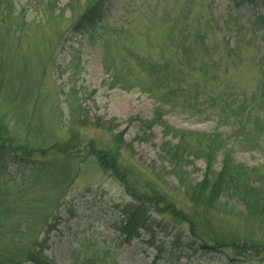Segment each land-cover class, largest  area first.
I'll return each instance as SVG.
<instances>
[{"label":"trees","instance_id":"trees-1","mask_svg":"<svg viewBox=\"0 0 264 264\" xmlns=\"http://www.w3.org/2000/svg\"><path fill=\"white\" fill-rule=\"evenodd\" d=\"M59 1L39 0L37 3L44 18L41 25L57 32L60 27H54V24L65 16L58 8ZM193 1L182 0L175 7L176 13L170 12L158 18L154 13L148 15L147 9L136 7L146 23L147 35L133 28L135 11L130 5H125L121 23L104 29L103 72L112 76L113 83L122 90L138 89L153 100L156 108L152 119L141 122L140 129L147 132L159 127L165 137L174 141V144L168 141L162 145L163 162L177 170L172 171L171 177L177 180V188L187 204L206 213L217 207L219 202L231 199L244 210L242 215L252 213L263 219L264 162L247 168L234 162L233 153L238 148L257 152L264 157V66L262 64L258 81L250 90L227 77V61L239 59L240 40H245L241 36L244 29L229 19L227 25L231 24L236 43L233 48L225 46L223 49L222 65L218 60H209L212 49L205 42L202 31L203 26L209 25L203 14L191 18ZM257 1L234 0L238 5ZM108 2L65 0L64 10L69 11V18L73 19L70 33L80 35L94 31ZM24 13V7L18 5V0H0V99L10 105L15 127L11 137H8L0 124V264H52L44 253L48 249L49 234L60 219L57 216L67 194L60 187L68 186L77 178L78 169L87 155L95 158L103 173L113 175L130 197L128 202L117 206L121 217L116 230L120 245L130 244L137 232L142 231L148 236V245L155 248L158 255L166 245L172 250L179 249L191 254L213 253L222 249L219 242L209 241L194 230L192 221H189L195 216L193 213L178 212L182 214L179 221L174 219L177 215L171 211L173 205L166 203L173 199L171 191L157 192L153 186H149L150 189L147 186L131 188L128 182L131 177H127L128 172L119 160L122 140L119 134L115 137L110 128L96 126L107 130L109 149H102V146L89 141L83 147L84 152H81L77 148L81 147L80 139L83 137L77 134L71 136L72 132L67 133V137H73L67 142L47 144V133L41 132L42 127L37 119L40 118L39 104L47 106L48 100L39 94V85L31 89L28 84L24 90H20L23 82L19 80L23 76L14 72L13 58L19 56V50L31 45L33 40L29 36H39V26L26 22ZM150 23L154 24L152 29L148 27ZM254 25L264 30V12L257 15ZM152 32L153 37L150 38ZM142 37L146 43L144 47H139L135 39ZM35 44L38 42L34 40ZM49 62V56H46L44 70L50 67ZM31 76L32 73L24 77L32 82ZM74 88L71 86L63 94L70 122L77 114L82 115L83 111ZM162 106L180 108L193 117L216 118L217 126L209 134L174 130L163 121ZM222 126L230 129L229 135L218 132ZM189 159L205 163L199 183L193 184L181 171ZM218 159V171H213ZM8 162L17 166L18 180L7 171ZM43 181L49 191H54L52 198L56 206L52 210L26 199L31 188ZM57 191H60L59 194H55ZM38 207L44 209L42 214H38L41 212ZM39 215H45L42 221L37 220ZM182 223L190 225L185 237L183 229H180ZM158 233L167 240L166 243L157 240ZM181 240L185 241V245L180 244ZM100 244L92 243L91 250L94 252L90 254L83 247L75 253L77 249L75 256L73 253L75 264H105L110 257L109 249H97ZM243 245L240 246L242 253H248L249 249Z\"/></svg>","mask_w":264,"mask_h":264},{"label":"rangeland","instance_id":"rangeland-1","mask_svg":"<svg viewBox=\"0 0 264 264\" xmlns=\"http://www.w3.org/2000/svg\"><path fill=\"white\" fill-rule=\"evenodd\" d=\"M38 1L18 0V5L24 7L26 22L39 26V36H29L33 40L31 45L19 50V56L13 58V62L14 72L20 77L23 76L22 80H19L23 82L21 88L18 86L19 89L24 90L28 84L31 89L34 86L36 89V85H39V94L48 100L47 106L39 104L40 118L37 119L38 125L42 127L41 132L47 133V144L56 141L67 142L73 138L71 136L77 134L84 138L80 139L82 144L77 148L81 152H84L83 147L89 141L102 146V149H109L107 130L98 129L99 126H96L110 128L113 135L117 137L119 134V139L122 140L123 148L119 152V160L128 172L127 177H131L128 181L131 188L153 186L157 192L171 191L173 199L166 203L173 205L171 211L177 215L174 219L179 221L182 214L178 212L193 213L195 216L189 221H192L194 230L205 239L222 245L218 252L206 251L196 254L179 249L172 250L166 245L158 255L155 248L148 245V236L142 231L137 232L130 244L120 245L116 230L121 217L117 206L128 202L130 197L113 175L103 173L95 158L87 155L84 164L78 169L77 178L68 186L60 187V190L67 191V194L57 216L60 219L49 234L48 249L44 253L47 260L52 264H75L74 256L80 247L90 254L94 252L92 243L100 242L101 246L97 245V249H109L110 257L105 264H264V217L262 219L252 213L242 215L244 210L231 199L219 202L217 207L214 206L206 213L187 204L177 188V180L171 177L172 171L177 170L163 162L162 145L168 141L174 144V141L165 137L159 127H153L147 132L140 129L141 122L152 119L156 108L153 100L138 89L122 90L113 83L112 76L103 72L101 61L104 29L121 23L125 5H130L135 11L133 28L142 30V34L147 35L146 23L141 18V12L136 11V7H143L148 10V15L154 13L158 18L170 12L176 13L175 7L182 0H109L96 29L80 35L71 34L69 31L73 19L69 18V11L64 10L65 0H60L58 5L60 11L65 13V16L54 24V27H60L58 32L41 25L44 18L38 10ZM263 12L264 0L239 5L234 0H194L192 5L191 18L197 16L196 14H203L207 18L209 26H203L202 31L205 42L212 49L209 60H218V63H221V58L224 60L222 54L225 46L233 48L236 43L231 24L227 25L229 19L243 27L241 36L245 40H240L239 59L227 61V77L247 90L256 84L259 69L262 64L264 66V30L254 25L257 15H262ZM148 27L152 29L154 24L150 23ZM25 34L27 35V32ZM152 37L153 32L150 38ZM34 40L38 44L33 45ZM135 43L144 47L146 39L136 38ZM46 56H49L50 67L44 70L47 65L44 64ZM31 73L32 82L24 77ZM71 86L75 87L76 98L81 100L83 109L82 115L77 114L72 122L71 119L68 121V111L63 102V94L65 95ZM160 109L163 111V121L174 130L209 134L217 126L216 118L193 117L180 108L162 106ZM12 114L10 105L0 99V124L2 123L8 137H11L15 128ZM68 132H72L70 137H67ZM218 132L227 136L230 129L222 126ZM77 142L79 143V138ZM234 151L233 159L236 164L250 168L264 162L262 154L257 152L241 151L238 148ZM48 158L50 159V156ZM219 163V159L216 160L213 171H218ZM7 171L18 180L19 174L15 164L8 162ZM181 171L190 182L196 184L202 179L205 163L189 159ZM52 192L54 191H49L43 181L31 188L26 199L27 202L39 203L52 210L56 206L53 205L55 199L52 198ZM41 209L42 207H38L41 211L38 214L44 211ZM43 216L45 215L36 218L42 221ZM189 228L190 225L186 223L180 226L184 237ZM156 238L158 241L167 242L159 233ZM180 244L185 245V241L181 240ZM242 244L249 249L248 253H242Z\"/></svg>","mask_w":264,"mask_h":264}]
</instances>
